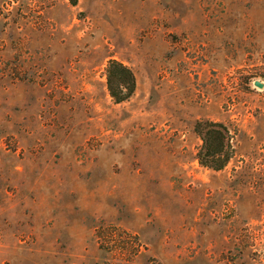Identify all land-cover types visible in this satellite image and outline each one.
<instances>
[{"label": "rangeland", "instance_id": "374dc122", "mask_svg": "<svg viewBox=\"0 0 264 264\" xmlns=\"http://www.w3.org/2000/svg\"><path fill=\"white\" fill-rule=\"evenodd\" d=\"M256 81L264 0H0V264H264ZM204 120L232 135L221 170Z\"/></svg>", "mask_w": 264, "mask_h": 264}, {"label": "trees", "instance_id": "16d2710c", "mask_svg": "<svg viewBox=\"0 0 264 264\" xmlns=\"http://www.w3.org/2000/svg\"><path fill=\"white\" fill-rule=\"evenodd\" d=\"M69 1L72 5L78 4V0ZM107 88L115 103L128 100L137 88L135 72L122 61L110 59L107 66ZM195 131L202 140L197 153L199 163L214 170L225 168L234 154L228 127L222 122L204 120L195 124Z\"/></svg>", "mask_w": 264, "mask_h": 264}, {"label": "water", "instance_id": "95a60500", "mask_svg": "<svg viewBox=\"0 0 264 264\" xmlns=\"http://www.w3.org/2000/svg\"><path fill=\"white\" fill-rule=\"evenodd\" d=\"M256 85L259 86V87H263L264 86V84L262 82H260V81H256Z\"/></svg>", "mask_w": 264, "mask_h": 264}]
</instances>
